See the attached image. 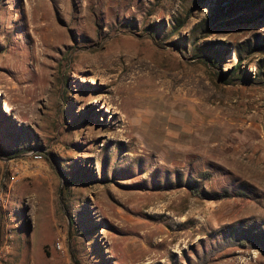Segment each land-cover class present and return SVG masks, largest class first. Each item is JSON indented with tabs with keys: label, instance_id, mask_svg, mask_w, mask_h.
<instances>
[{
	"label": "rangeland",
	"instance_id": "rangeland-1",
	"mask_svg": "<svg viewBox=\"0 0 264 264\" xmlns=\"http://www.w3.org/2000/svg\"><path fill=\"white\" fill-rule=\"evenodd\" d=\"M263 66L264 0H0V264H264Z\"/></svg>",
	"mask_w": 264,
	"mask_h": 264
},
{
	"label": "trees",
	"instance_id": "trees-1",
	"mask_svg": "<svg viewBox=\"0 0 264 264\" xmlns=\"http://www.w3.org/2000/svg\"><path fill=\"white\" fill-rule=\"evenodd\" d=\"M240 66H241V61H238V63L233 67V68H231L230 70H228L226 73H228L229 75H231V74H236V73H241V76L243 77V74H245L246 72H241L240 71ZM260 72L263 74V72H264V66L260 69ZM243 73V74H242ZM219 76H220V79L221 80H224V82H227V81H225L226 79H225V75L224 74H219ZM244 80H249V77L247 76V73L244 75ZM24 153H26V152H24L23 150H20V149H15V150H13L12 151V156H11V158H14V157H17V156H20V155H22V154H24ZM45 158L46 159H48V157L47 156H45ZM53 166V165H52ZM72 183H75L76 182V180H73V181H71ZM192 193L193 194H195L196 196H198V197H201V198H203L202 196L203 195H201L200 193H198L197 191H194V190H192ZM239 195H242V194H238L237 196H239ZM231 197V195L227 192V191H223L221 194H219V195H217V199H223V198H230Z\"/></svg>",
	"mask_w": 264,
	"mask_h": 264
},
{
	"label": "built area",
	"instance_id": "built-area-1",
	"mask_svg": "<svg viewBox=\"0 0 264 264\" xmlns=\"http://www.w3.org/2000/svg\"><path fill=\"white\" fill-rule=\"evenodd\" d=\"M31 157L35 162H41L42 160L41 153H35ZM18 170L19 169H17V167H14L13 169L9 170L8 174L6 175V177H8L9 179L10 184H14L18 181V174H19ZM57 247L61 248L59 243L57 244Z\"/></svg>",
	"mask_w": 264,
	"mask_h": 264
},
{
	"label": "water",
	"instance_id": "water-1",
	"mask_svg": "<svg viewBox=\"0 0 264 264\" xmlns=\"http://www.w3.org/2000/svg\"><path fill=\"white\" fill-rule=\"evenodd\" d=\"M36 152H34V153H32V154H35ZM61 195H62V187H61V189H60V197H61Z\"/></svg>",
	"mask_w": 264,
	"mask_h": 264
},
{
	"label": "bare ground",
	"instance_id": "bare-ground-1",
	"mask_svg": "<svg viewBox=\"0 0 264 264\" xmlns=\"http://www.w3.org/2000/svg\"><path fill=\"white\" fill-rule=\"evenodd\" d=\"M119 50H120V49H119ZM109 68H110V67H109ZM181 124H182V123H181ZM145 127H146V126H145ZM181 127H182V126H181ZM158 129H159V128H158ZM176 131H177V130H176ZM181 133H182V132H181ZM148 134H149V133H148ZM160 135H161V134H160ZM161 137H162V136H161ZM167 138H169V137H167ZM167 138H166V139H167ZM175 142H176V141H175Z\"/></svg>",
	"mask_w": 264,
	"mask_h": 264
}]
</instances>
